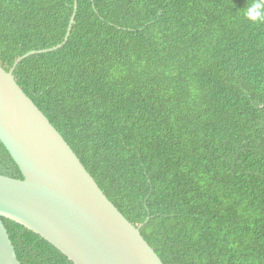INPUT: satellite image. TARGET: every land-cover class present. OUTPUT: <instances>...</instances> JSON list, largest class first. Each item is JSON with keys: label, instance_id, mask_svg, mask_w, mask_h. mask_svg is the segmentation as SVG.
Here are the masks:
<instances>
[{"label": "trees", "instance_id": "1", "mask_svg": "<svg viewBox=\"0 0 264 264\" xmlns=\"http://www.w3.org/2000/svg\"><path fill=\"white\" fill-rule=\"evenodd\" d=\"M252 0H0V64L164 264H264V24ZM0 175L24 176L0 141ZM21 264H73L4 219Z\"/></svg>", "mask_w": 264, "mask_h": 264}, {"label": "water", "instance_id": "2", "mask_svg": "<svg viewBox=\"0 0 264 264\" xmlns=\"http://www.w3.org/2000/svg\"><path fill=\"white\" fill-rule=\"evenodd\" d=\"M77 11V4H76ZM0 64V141L24 179L0 175V264H21L4 219L39 235L73 264H164L108 199L77 154Z\"/></svg>", "mask_w": 264, "mask_h": 264}, {"label": "clouds", "instance_id": "3", "mask_svg": "<svg viewBox=\"0 0 264 264\" xmlns=\"http://www.w3.org/2000/svg\"><path fill=\"white\" fill-rule=\"evenodd\" d=\"M244 18L254 24H264V0H252L244 10Z\"/></svg>", "mask_w": 264, "mask_h": 264}]
</instances>
